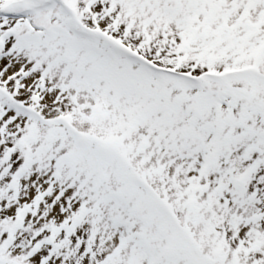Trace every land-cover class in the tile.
I'll return each instance as SVG.
<instances>
[{"label":"snow or ice","instance_id":"obj_1","mask_svg":"<svg viewBox=\"0 0 264 264\" xmlns=\"http://www.w3.org/2000/svg\"><path fill=\"white\" fill-rule=\"evenodd\" d=\"M0 264H264V0H0Z\"/></svg>","mask_w":264,"mask_h":264}]
</instances>
